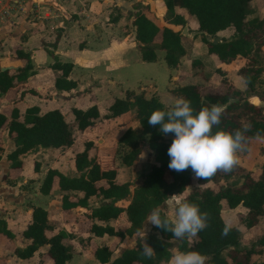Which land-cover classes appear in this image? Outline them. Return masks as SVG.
<instances>
[{"label":"trees","instance_id":"obj_1","mask_svg":"<svg viewBox=\"0 0 264 264\" xmlns=\"http://www.w3.org/2000/svg\"><path fill=\"white\" fill-rule=\"evenodd\" d=\"M143 0H136L142 2ZM249 0H163L165 12L159 24L154 23L144 12L136 9L131 12V24L134 27V39L140 52V58L145 61L156 59L155 48L163 50V59L168 66L177 67L180 57L185 53L181 42L183 37L180 29L187 22L188 17H194L196 28L202 29L211 36L220 30L230 29V36H220L223 41L212 43L200 34L207 52L218 61L229 62L240 59L237 71L244 88H236L227 78H222L221 91H202L197 83H186L170 88V92L177 98H185L191 102L194 112L202 107L222 105L224 111L219 125L213 127V132L223 130L234 133L250 125L245 134L254 138L257 132L264 136V111L253 90L258 76L264 71L262 49L264 47V15L250 16L252 7ZM264 7V0H260ZM147 6V3L144 4ZM179 9H183L184 12ZM59 33L45 50L53 57L49 64L57 71L54 77V87L61 90L74 88L75 80L68 78L71 62L60 61L53 53V48ZM155 37L158 40L155 41ZM15 55L23 58V63L14 68L0 69V92L4 93L15 83H23L31 73V63L28 53L19 48ZM192 63V62H191ZM220 69L219 67H216ZM222 71V70H221ZM29 89L27 86H23ZM173 105V104H172ZM171 106V105H170ZM156 96L145 97L141 91L125 90L123 97H115L107 107L103 117L118 115L129 108L135 110V117L139 126L127 127L117 137V143L128 149L120 155L124 164H131L139 153V145L144 138L153 152L152 161L147 170L141 175V181L131 193L128 180L119 181L116 178L114 154L117 147L108 150L90 151L92 142L85 141L83 148L73 154L74 174L66 175L56 168H48L41 180L38 190L48 193L53 183L61 191L60 207L69 209L84 207L89 217L88 232L94 235L103 233L122 238L140 229L147 214L153 208H160L162 218H169L163 210V202L172 195H180L179 201H187L199 207L201 212L209 214L208 226L189 240V236L177 239L170 231H165L151 225V231L145 235L144 242L150 245L155 255L145 258L141 254L137 239L134 245L124 248L118 255L110 258L112 249L107 245L95 246L93 256L101 264H161L172 255V248L182 252L197 251L206 257L205 264H264L254 261L252 254H260L264 246V233L260 234L248 247H238L239 231L231 226L227 236L221 235L225 221L220 215V201L223 199L228 208L241 204L246 208L243 216L245 227H251L262 216L264 221V162L260 163L256 173L236 165L225 173L218 171L213 177L204 180L196 179L192 169L176 172L168 167L170 157L167 149L171 139L161 133L160 126L148 123V117L154 110H167ZM74 126L78 130L93 123L99 115L95 103L85 108L71 106ZM6 126L7 133L14 143V148L7 154L10 167L21 165L20 154L36 146L56 147L63 149L73 142L70 124L64 119L58 109H48L39 112L37 106L25 107L19 112L16 107L10 109L6 117L0 112V128ZM172 135L174 134H167ZM264 144V141H262ZM37 169V162L33 163ZM237 175L238 181L226 182L229 177ZM225 180L224 184L214 188L204 185ZM190 185L188 190L186 186ZM99 198L95 206L87 203L89 196ZM175 211V209H174ZM124 212L127 225L115 227L107 221ZM93 218L102 221L97 223ZM51 227L47 211L41 206H33L30 221L21 230V235L28 239L23 246H14L12 252L21 258L29 257L42 244H47L39 259L47 264H65L71 256L73 246L62 241L61 233L45 234V229ZM0 233L12 237L3 219H0ZM78 240H88V236L77 237ZM228 249L227 253H223Z\"/></svg>","mask_w":264,"mask_h":264},{"label":"crops","instance_id":"obj_2","mask_svg":"<svg viewBox=\"0 0 264 264\" xmlns=\"http://www.w3.org/2000/svg\"><path fill=\"white\" fill-rule=\"evenodd\" d=\"M108 2L111 4L109 5ZM123 2L125 0H0V67L12 69L23 63V58H17L15 55L16 48L28 53L31 63V73L27 75L25 82H16L4 93L0 92V112L8 117L12 107L22 112L25 107L34 105L38 107L39 112L58 109L67 122L68 118L70 122H73L71 106L85 108L95 103L99 114L92 124L82 130L76 129L79 133L77 138L79 144L76 143V137L72 131L71 145L63 149L38 145L19 155L21 159L19 167L9 166L7 154L14 148V143L7 133L6 126H1L0 219L4 220L12 237L0 233V264H47L46 261L39 259L47 244L40 245L32 255L25 258L18 257L12 252L14 246H23L28 242V239L21 235V230L30 221L32 207L37 205L47 211L48 221L51 224L50 228L45 229L47 236L60 232L62 225L66 223L71 226L76 224L74 211L80 213L77 218L80 220L83 218L87 223L84 230L78 229L79 232L75 233L81 237L88 236V240L85 239L82 242L78 238L75 240L77 247L71 250V256L65 264H101L92 254L95 246L103 244L109 246L112 249L110 255L112 259L124 248L134 245L137 239L140 238L139 240L143 243L141 238L151 231L152 224L146 221V216L139 230L122 238L106 233L91 234L87 229L90 219L84 207L62 209L59 199L61 191L54 183L46 194L38 190L48 168H56L66 175L74 174L73 154L83 148L85 141L92 142L90 151L108 150V148H114L116 144L119 145L117 137L125 128L139 126L133 107L113 117H103L108 105L115 97H123L125 90H132L141 91L145 97L154 95L160 100L161 90L156 83L155 75L149 76L151 81L146 86L140 84L136 90L129 86L132 80L141 81L145 78L144 75L134 72L137 67L148 62L161 61L160 54H157V51L161 49L158 48H155V60L145 61L140 58L134 39V27L131 24V12L140 9L154 23L159 24L165 12L163 0H143L141 2L143 9L136 4V0H133V3L126 8L120 6ZM145 3L152 13L158 10L153 17L144 11ZM114 8L117 9L115 13ZM179 10L184 12L183 9ZM192 23L195 26H192ZM185 24L188 30L197 29L196 21L192 16L188 17ZM56 33L59 34L53 53L58 60L71 62L67 77L75 80L76 83L74 88L68 90H59L54 87L53 82L57 71L49 65L53 61V57L45 50V47L49 46L43 45V42L50 43ZM182 36L186 39L191 38V46L189 50L185 48L179 65L170 66L173 71H168L170 83L178 78L179 85L195 83L186 81L188 78L185 71L192 77L191 69H194L195 65H201L200 56L209 54L212 58L214 57L207 52L206 45L199 34H194L192 37ZM154 40L157 41V37ZM131 50L133 52L135 50V55L132 57L129 53ZM186 54L191 57L185 59ZM213 59L219 64L228 63L218 61L215 57ZM183 60L185 64L182 63ZM233 60L239 61V67L241 60L237 58ZM162 61H164L163 53ZM165 87L171 86L165 85ZM128 113H131L129 116L131 119L128 118ZM148 149L151 150L149 147ZM139 156L137 155L136 158L138 159ZM115 157L117 158V154L114 155V165L118 169ZM35 161L37 162L36 170L33 169ZM117 174L116 172V177ZM117 180L123 181L119 178ZM92 199L95 201L90 202ZM98 202L99 198L93 195L87 198L90 206H95ZM66 218H71V221H67ZM93 220L103 223L95 218ZM107 222L115 227L127 225L124 212H120L117 217ZM72 229L76 228L72 227ZM61 239L63 241V236ZM75 244L72 243V246ZM175 251L176 248L173 247L172 255ZM74 255L78 257L73 258ZM171 256L161 264H169Z\"/></svg>","mask_w":264,"mask_h":264},{"label":"clouds","instance_id":"obj_3","mask_svg":"<svg viewBox=\"0 0 264 264\" xmlns=\"http://www.w3.org/2000/svg\"><path fill=\"white\" fill-rule=\"evenodd\" d=\"M223 111L224 107L217 104L194 112L191 102L182 97L177 98L167 110L152 111L148 123L159 125L160 132L165 135L174 134L167 149L170 169L182 172L191 168L196 179L207 180L218 171L227 173L239 164L238 153L246 150L251 139L245 135L250 125L234 133L223 130L213 132V127L220 123ZM255 139L264 141V136L257 132ZM171 198L175 209L174 218H162L158 207L149 212L146 221L170 231L177 239L195 237L208 226L207 212H201L197 205L190 202L177 201L175 195ZM230 230L231 224L225 223L221 235L227 236ZM139 247L145 258L151 259L155 255L154 249L146 242ZM205 261L206 257L197 251L176 250L169 264H205Z\"/></svg>","mask_w":264,"mask_h":264},{"label":"rangeland","instance_id":"obj_4","mask_svg":"<svg viewBox=\"0 0 264 264\" xmlns=\"http://www.w3.org/2000/svg\"><path fill=\"white\" fill-rule=\"evenodd\" d=\"M133 0H125L120 6H123L126 8L127 6H130L133 2ZM250 6L252 7V12L250 16L257 15V16H262L264 15V7L261 3L260 0H249L248 1ZM109 5L111 4L108 2ZM140 8H142V3L141 2H136ZM112 6V5H111ZM115 7V5H114ZM118 8V7H116ZM144 8V7H143ZM142 8V9H143ZM155 8V7H154ZM117 9H113V12L115 13ZM155 10V9H154ZM124 11V10H123ZM147 15L150 17H153L156 12L152 13L151 10H149V6L145 7V10ZM124 14V13H123ZM128 19V16H126ZM129 22V21H128ZM192 26H195L192 23ZM128 28V26H127ZM230 29H224L221 30L217 35L218 36H225L229 37L230 35ZM200 35V34H199ZM158 39V37H157ZM190 39V40H189ZM186 39L185 37L181 38V42L186 48V50H189L191 46V38ZM133 50V49H132ZM130 51V57L135 55V50ZM159 51V52H158ZM157 54H160L161 61L160 62H148L146 64H142L139 67H137L134 72L138 74H142L145 76L141 81H136L135 79L132 80L129 84L131 88H134L135 90L137 89V86L141 84V86H146L151 80H149V76L153 77L155 75L156 83L159 86V90H161V97L160 101L166 105L170 106L174 104L175 100L177 97H175L169 90L170 88L179 85L176 79H173V82L170 83V79H168V71L171 72L173 71L170 66H167L164 61H162V50H158ZM189 54V53H188ZM204 57L200 56V62L201 65H195L194 69L192 68L191 70L193 71L192 77L187 74V80L186 81H191L195 82L198 84L200 89L202 91H221L223 89L222 85V78H227L236 88L242 89L244 88L243 81L241 77L238 74V65L239 61L238 60H233L232 62L229 61L228 63L225 64H219L217 63L209 54L203 55ZM191 57L190 55H185V59ZM262 57H263V62H264V47L262 49ZM183 58V59H184ZM182 63L185 64V60L182 61ZM219 64V65H217ZM219 67L220 69H217L216 67ZM183 67V66H182ZM184 68V67H183ZM184 70V69H183ZM222 70V71H221ZM170 83V85H169ZM165 85L171 86L170 88H166ZM253 96L254 99H257L258 102L261 104L263 111H264V71L258 76L257 81L254 86L253 90ZM102 103V102H101ZM102 106V104H101ZM130 109V108H129ZM131 113H128V118L131 119L129 116ZM68 123L70 124V128L74 133V137H76V143L79 144V141H77L79 138V133L76 132V128L74 127V122H70V118H68ZM97 126V125H96ZM97 137V136H96ZM95 137V138H96ZM167 138L173 140L174 136L172 135H166ZM75 143V144H76ZM146 138L142 140V142L139 145V153L138 155L139 158L135 159L131 164H125L122 165L123 163L120 160V155L124 153L128 147H123L122 145H117V152H115L114 155L117 154V158L115 157V161L117 163V177L119 179L128 180L130 182L129 189L130 192L132 193L135 189L136 186L139 185V181L141 180V175L147 170L149 162L152 160L153 157V152L152 150L148 149V146L146 147ZM239 157V166L251 170L253 173H256L258 166L260 163L264 162V144L261 140H256L255 137L251 138L249 140V143L247 145V148L245 151L238 153ZM230 181H238L237 175H233L229 177V179L226 182ZM225 180L221 179L219 182L214 183L211 181L206 182L204 185H209L214 188H217L218 185L224 184ZM190 188V185H187L185 190H188ZM56 197L58 196L57 194L55 195ZM176 200L179 201L181 199L180 195L175 196ZM95 200L92 199L90 202H94ZM220 215L222 219L226 223H230L231 226H234L237 228L239 231V239H238V247H248L251 243L254 242V240L262 233H264V221L262 219V216L259 217V220L256 222L251 227H245L243 224V216L245 214L246 208L242 206L241 204L236 205L233 208H228L225 204V201L222 199L220 201ZM163 210L164 212L169 216V218L174 217L175 211H174V206L172 203V198L169 197L163 202ZM75 221L77 222L76 224L68 225V223L62 225L63 228H61L60 232L61 235L63 236V241L65 243L75 244V240H77L78 235L75 232H79V230L86 228L87 223L85 220L82 218H77L80 216V213L75 212ZM149 214V213H148ZM147 214V216H148ZM67 221H71V218H66ZM72 227H75L76 229H72ZM79 229V230H78ZM140 239V238H139ZM145 235L141 238V240L144 242ZM189 240L192 241L193 237L189 236ZM77 247L73 246L74 250ZM262 252L260 254H252L251 259L254 261H263L264 262V246L262 247ZM228 249H225L223 253H227ZM78 256L74 255L73 258H76Z\"/></svg>","mask_w":264,"mask_h":264},{"label":"water","instance_id":"obj_5","mask_svg":"<svg viewBox=\"0 0 264 264\" xmlns=\"http://www.w3.org/2000/svg\"><path fill=\"white\" fill-rule=\"evenodd\" d=\"M180 34L187 37H192L194 34H203L204 38L208 41H211L212 43H215L217 41L221 42L224 40L218 35L211 36L209 33L202 29L188 30V26L186 24H184L180 29ZM3 68H5V66L0 67V69Z\"/></svg>","mask_w":264,"mask_h":264}]
</instances>
